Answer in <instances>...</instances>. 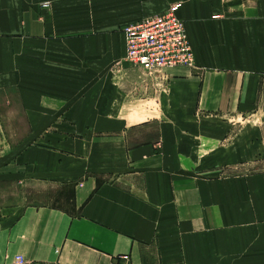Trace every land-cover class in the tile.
<instances>
[{
    "label": "crops",
    "instance_id": "crops-1",
    "mask_svg": "<svg viewBox=\"0 0 264 264\" xmlns=\"http://www.w3.org/2000/svg\"><path fill=\"white\" fill-rule=\"evenodd\" d=\"M175 4L194 67L113 84L122 27ZM17 130L0 264H264V0H0Z\"/></svg>",
    "mask_w": 264,
    "mask_h": 264
},
{
    "label": "built area",
    "instance_id": "built-area-1",
    "mask_svg": "<svg viewBox=\"0 0 264 264\" xmlns=\"http://www.w3.org/2000/svg\"><path fill=\"white\" fill-rule=\"evenodd\" d=\"M43 3L42 6H47ZM178 5L164 12L130 22L122 27L125 58L143 72H158L175 66L194 67V56L184 21L178 16ZM150 25H156L152 30ZM127 260L128 256L123 255ZM16 264H24L21 256Z\"/></svg>",
    "mask_w": 264,
    "mask_h": 264
},
{
    "label": "rangeland",
    "instance_id": "rangeland-1",
    "mask_svg": "<svg viewBox=\"0 0 264 264\" xmlns=\"http://www.w3.org/2000/svg\"><path fill=\"white\" fill-rule=\"evenodd\" d=\"M156 25H150L148 26L149 29L155 28ZM121 29V28H119ZM109 76L110 80L112 81L113 84H116L118 86L123 85L124 88L129 87V78H132V76H138L140 79L142 78H147V77H156V80L162 81L164 76H163V70H160L158 72H143L140 70L137 66L133 65L131 62H129L126 58L125 55L123 58H120V61H116V64L113 67H109ZM128 82H125V81ZM20 132L17 131H8V132H0V155L5 153L8 149L6 147H3L4 140L3 137L7 140L10 139L12 143L18 142V136ZM8 199V204H16V203H25L26 204H35V205H41L46 203L47 201L45 200H40V198L35 197V196H30L26 195L24 196L23 194L20 193L19 188L17 185L12 187L10 189V193L6 194L3 196V198Z\"/></svg>",
    "mask_w": 264,
    "mask_h": 264
}]
</instances>
